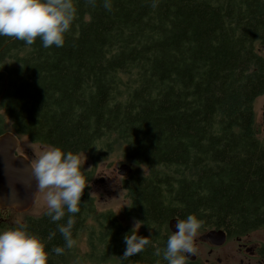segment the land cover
<instances>
[{"label": "trees", "instance_id": "16d2710c", "mask_svg": "<svg viewBox=\"0 0 264 264\" xmlns=\"http://www.w3.org/2000/svg\"><path fill=\"white\" fill-rule=\"evenodd\" d=\"M73 5L61 47L0 36V133L83 153L92 164L120 143L131 165L121 181L132 206L124 217L139 220L150 243L121 258L132 225L96 209L92 169L81 166L78 212L53 222L45 209L20 222L44 242L47 264H69L81 234L84 259L166 264L154 249L162 252L172 234L168 220L189 214L200 230L221 228L227 237L263 227L264 140L253 102L264 94V0ZM69 215L71 248L56 230ZM57 246L59 255L51 252Z\"/></svg>", "mask_w": 264, "mask_h": 264}, {"label": "clouds", "instance_id": "9594fccd", "mask_svg": "<svg viewBox=\"0 0 264 264\" xmlns=\"http://www.w3.org/2000/svg\"><path fill=\"white\" fill-rule=\"evenodd\" d=\"M104 7H110V0H104ZM76 9L73 0H0V36H7L31 45L38 37L41 46L61 47L64 35L74 19ZM82 162L78 153L62 151L57 146H48L37 155L32 165L40 189L44 192L45 215L56 222L65 212H78V203L86 183L81 172ZM128 207H132L127 205ZM16 227L0 231V264H47L48 251L44 242L29 233L19 220ZM71 215L66 223L57 225V231L64 239V246L71 248L73 226ZM139 220L122 236L124 249L121 258L126 259L141 253L149 245L148 235L138 234ZM176 231L168 236L166 245L155 248L154 255L161 256L166 264H185L186 253H193V238L201 227L194 215H187L176 221ZM53 233L49 234L51 238ZM60 246L51 249L57 255L63 252Z\"/></svg>", "mask_w": 264, "mask_h": 264}, {"label": "rangeland", "instance_id": "374dc122", "mask_svg": "<svg viewBox=\"0 0 264 264\" xmlns=\"http://www.w3.org/2000/svg\"><path fill=\"white\" fill-rule=\"evenodd\" d=\"M264 102V94L258 96L253 102L254 109V121L256 128L258 130V137L264 140V121L262 120V104ZM17 136L18 146L17 151L22 152L25 157L29 160L31 165L34 164L35 159L38 154H40L48 145L32 143L25 136ZM114 151H111L109 155L103 160L95 161L92 164L83 154H79L82 163L81 166L84 168L92 169V177L89 182V192L93 197L94 204L97 210H111L119 218L123 219L130 225L133 224L131 219L124 217L123 208L129 203V198L127 192L121 186L122 178L126 177L118 174L117 166L121 163H127L121 155L123 146L118 143L113 146ZM129 164V163H128ZM130 165V164H129ZM131 166V165H130ZM47 189H38L36 197L30 209L23 213H17L12 210L3 212V219L0 220V231L8 229L11 224H16L15 221L19 220L22 222L27 217L38 216L45 209L44 192ZM207 230V229H205ZM198 229L197 234L193 238V247L195 251L193 252L196 256V261L200 264H204L205 259L208 258V262L211 264H240L238 262L239 258H243V264H247L248 258L246 255L240 253L236 254V243L234 237H227L226 241L216 247H211L208 242L203 239H198V237L205 231ZM250 247H255L264 250V226L259 227L246 234L242 235ZM86 236L81 234L74 242L73 245V256L74 259L69 264H118L115 260L110 259V261H104L102 263H97L92 260L84 259L83 255L88 249L86 242ZM214 249V255L208 256L207 250ZM228 252H232L233 255L230 256ZM216 256L221 259L220 263H216ZM251 264L252 263V260Z\"/></svg>", "mask_w": 264, "mask_h": 264}, {"label": "water", "instance_id": "95a60500", "mask_svg": "<svg viewBox=\"0 0 264 264\" xmlns=\"http://www.w3.org/2000/svg\"><path fill=\"white\" fill-rule=\"evenodd\" d=\"M0 94H3V91ZM262 120L264 121V102L262 104ZM18 141L10 131L0 133V209H10L17 213H23L30 209L38 192L36 177L29 160L22 154H16ZM118 174L125 176L131 172L128 163L117 166ZM177 217L167 222L171 233L176 231ZM207 241L211 246H219L225 242L226 232L221 228L205 230L199 237ZM188 260L195 258L194 253H186Z\"/></svg>", "mask_w": 264, "mask_h": 264}, {"label": "flooded vegetation", "instance_id": "af4514ba", "mask_svg": "<svg viewBox=\"0 0 264 264\" xmlns=\"http://www.w3.org/2000/svg\"><path fill=\"white\" fill-rule=\"evenodd\" d=\"M15 153L16 154H22L23 156H25L22 152H18L17 148H16V152ZM8 210H10V209H0V220H4L2 214H3V212H6ZM226 238H227V235H226ZM225 241H226V239H225ZM234 241L236 243V254L240 253L242 255L243 254L246 255L247 258H248L247 264H251L250 260H252V263H254V264H264V252L262 251V249L255 248L253 246L250 247L248 245V243L246 242V240L242 236H235L234 237ZM205 242H207V241H205ZM211 247H216V246H211ZM207 254H208V256L214 255V249H211V248L208 249L207 250ZM228 254L230 256L233 255L232 252H228ZM195 259H196V256H195V258L193 260H188V259L187 260L188 261H194ZM215 261H216V263H220L221 262V259L219 258V256H216V260ZM238 262L240 264H243V258H239ZM204 264H211L210 262H208V258L205 259Z\"/></svg>", "mask_w": 264, "mask_h": 264}]
</instances>
